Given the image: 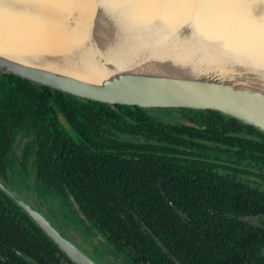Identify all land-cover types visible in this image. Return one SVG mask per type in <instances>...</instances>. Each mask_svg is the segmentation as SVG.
Instances as JSON below:
<instances>
[{"label": "trees", "instance_id": "1", "mask_svg": "<svg viewBox=\"0 0 264 264\" xmlns=\"http://www.w3.org/2000/svg\"><path fill=\"white\" fill-rule=\"evenodd\" d=\"M89 104L101 122L105 118L115 128L106 130L109 139L103 140L90 125L78 99L0 72V177L10 170L8 156L16 134L33 131L41 139L34 165L38 179L47 181L55 191L51 197L67 203L91 234L96 229L112 252L128 263L264 264V229L251 216L254 195L246 184L214 172L215 163L204 160L213 156V162L231 163L233 154L242 160L252 158L249 151L256 148L246 147L251 141L236 138L233 144L243 147L237 154L235 147L205 145V138L211 134L219 144L223 128L257 134L256 129L209 111L215 116L212 131L201 135L192 127L166 125L138 107L118 106L117 111ZM129 132L145 134L147 144L140 147L118 139ZM109 143L111 151L103 153L101 144ZM91 146L97 151L87 152ZM188 155L197 156L199 164L212 165L211 170L183 166ZM253 158L258 169H264V156ZM37 187L40 192L47 188ZM18 254L48 256L51 264H73L0 190V264H15L10 256Z\"/></svg>", "mask_w": 264, "mask_h": 264}, {"label": "water", "instance_id": "2", "mask_svg": "<svg viewBox=\"0 0 264 264\" xmlns=\"http://www.w3.org/2000/svg\"><path fill=\"white\" fill-rule=\"evenodd\" d=\"M238 3L233 23L240 25L242 0ZM251 13L259 16L264 8H254ZM97 15L94 39L103 50L123 42L124 35L135 33L148 37L129 65L117 67L110 62L111 72L93 80L79 76L78 70L54 64L61 56L45 54L28 60L0 53V72L113 107L213 111L264 135V66L252 54L228 47L237 34L225 42L208 38L203 16L193 17L174 30L163 28L156 21L148 28L130 25L128 29L134 32L126 34L119 25L123 17L117 13L103 6ZM165 49L172 53H158ZM115 56L119 58L118 54ZM99 61L107 67V61L103 58ZM161 189L165 191L163 185ZM0 190L73 264H100L1 180Z\"/></svg>", "mask_w": 264, "mask_h": 264}, {"label": "bare ground", "instance_id": "3", "mask_svg": "<svg viewBox=\"0 0 264 264\" xmlns=\"http://www.w3.org/2000/svg\"><path fill=\"white\" fill-rule=\"evenodd\" d=\"M238 5V0H0V53L28 60L45 54L61 56L54 64L99 80L111 72L110 62L117 67L129 65L148 39L144 34L124 35L123 42L105 48L106 53L94 39L97 14L104 6L123 17L119 25L126 34L134 32L130 25L148 28L156 21L174 30L203 16L208 38L225 42L237 34L228 47L252 54L264 66V13H251L264 8V0H242L240 25L233 23Z\"/></svg>", "mask_w": 264, "mask_h": 264}, {"label": "flooded vegetation", "instance_id": "4", "mask_svg": "<svg viewBox=\"0 0 264 264\" xmlns=\"http://www.w3.org/2000/svg\"><path fill=\"white\" fill-rule=\"evenodd\" d=\"M33 84V83H32ZM36 85V84H34ZM39 86V85H38ZM42 87V86H40ZM45 88V87H44ZM49 89V88H48ZM51 90V89H50ZM53 91V90H52ZM59 92V91H58ZM62 93V92H61ZM75 98V97H74ZM79 100V107L83 108V112L90 118V125L92 123L95 125V131L102 136V139H109L110 138V133L108 131H113L115 128H112L113 125L107 124L108 120L103 118V122H101L100 119H98V114L93 113L92 110H90L88 107H91L92 105L89 104L91 101L87 100H82L79 98H76ZM86 102V103H85ZM92 103H97V102H92ZM101 104V103H98ZM105 105V104H102ZM112 107L113 110L120 111L118 109V106H110ZM125 107V106H123ZM134 108V107H132ZM89 109V110H87ZM141 109V108H140ZM148 112V114L159 121L163 122L166 125H179V126H185L187 128L192 127L193 132L195 134L199 133L201 135H208L209 131H212V124L213 120L215 119L214 115L207 114L209 111H197V112H203V113H198L197 115L194 114H186V113H181V112H168L167 110H147L143 109ZM161 112H163L165 115H161ZM213 112V111H212ZM196 116V117H194ZM218 123V121H215ZM202 123V124H200ZM107 124V125H105ZM195 125V126H194ZM198 125V126H196ZM202 125V126H201ZM257 131V130H256ZM221 132L224 133V137L220 140L219 144L216 142H213L211 139V134L210 138H205V145H211L212 147H235L239 149L238 151H235L237 154H239V151L243 150L242 145L238 144H233L234 140L240 139L242 142L243 140H247V142H253V144H249L246 147L252 148L255 147L256 150H250L249 152L251 153L252 158H246L242 160V157H238V155L233 154L230 158L231 163H226V162H217L214 161L211 158H214L211 156L210 159H204L205 161L211 163L212 165L214 164V172L220 173L224 177H231L237 181L235 182H240L241 184L243 183L244 185L246 184L248 186V190L254 195L255 200L252 201V221L253 223L255 222L256 226L261 227V229H264V169L262 167L261 170L258 169L257 163L255 162V159L253 156L260 157L262 158L264 156V135L259 133L258 131L256 132L257 134L252 133L248 129H240V128H234V129H225L223 128ZM95 133V134H97ZM94 134V135H95ZM123 134V133H122ZM120 134L118 136V139L120 140H127L133 143V145H144L147 144V139L144 135H134L133 133H124L123 135ZM97 137V136H96ZM95 137V138H96ZM228 137L227 141H230L227 145H225V140ZM260 141V142H258ZM41 139L39 138V133H35L33 131L30 132H25L21 130L18 132L14 138L13 141V146H12V152L8 156V167L10 168L9 171H6L4 175L1 173L0 180L7 186H10L13 183H20L25 185L30 180L27 179H33L34 182V187H35V194L38 195V197L42 200L41 205H46L47 210L50 212L51 216L48 215L46 212H44L41 208L37 207L30 201H27L29 204L35 208L40 210V212L46 217H49L52 221H54V224L56 228L63 233L62 228L69 227L71 225H78L81 224L80 220L78 219L77 215L72 211V209L68 208L67 203H63L61 198H53L51 197L52 194L55 193L53 189L49 188L48 182L43 181L41 182L38 179V171L34 167L37 163V154L38 152L40 153L41 150ZM261 145L259 146V144ZM90 145V143H87L86 147ZM102 152H109L111 151V143L108 145L101 144ZM235 145V146H234ZM91 151L87 152H92V151H97V149L94 146H91ZM260 147L262 149V152L260 151ZM140 151V150H138ZM198 154V153H195ZM186 159L187 161H183V166H190L194 167L198 170L205 169L207 171H210L211 166L207 167L202 164L197 163V156H189ZM264 160V159H263ZM264 164V161H262ZM37 184H43L46 185V189H43V192H40ZM14 185V184H13ZM162 186V185H161ZM13 189V188H12ZM51 192V193H50ZM163 196L167 197L165 192L163 191ZM56 201L57 204L55 206L52 205V202L50 201ZM75 209H78L77 206L74 204ZM65 210V211H64ZM77 211V210H76ZM79 214V213H78ZM64 216V218H63ZM52 217H56L59 223H56L55 220ZM63 220H66L68 222L63 224ZM85 230L89 232L85 228ZM92 234L97 235L96 229L92 231ZM88 252V251H87ZM99 252V251H96ZM89 253V252H88ZM90 254V253H89ZM91 255V254H90ZM93 256V255H91ZM6 257H2L4 261L6 262ZM96 258L95 256H93ZM10 258L15 262V264H20L23 260H28L31 261L33 260V264H38L37 261L45 260L49 261L50 259L48 256L44 257H30L29 256H22L19 255L15 258L13 256H10ZM1 259V258H0ZM6 264V263H5ZM51 264V262H50Z\"/></svg>", "mask_w": 264, "mask_h": 264}, {"label": "rangeland", "instance_id": "5", "mask_svg": "<svg viewBox=\"0 0 264 264\" xmlns=\"http://www.w3.org/2000/svg\"><path fill=\"white\" fill-rule=\"evenodd\" d=\"M161 115H165L163 112H161ZM30 180L25 185L23 184H16L13 183L10 186H8L10 189L14 188L13 191L17 192L25 201H30L37 207L41 208L44 212H46L48 215L51 216L50 212L47 210L46 205H41L42 200L38 197L37 194H35V187L33 179H27ZM52 205L55 206L56 201H52ZM30 203V204H31ZM65 211V210H64ZM46 218L55 226L54 221H52L49 217L46 216ZM56 223H59L56 219V217H52ZM68 221L63 220V224ZM56 227V226H55ZM63 229V235L67 237L69 240L77 244L80 248L83 249L86 253H90L91 255L95 256L96 258H93L97 260L100 264H132L125 261V259L118 255L117 253H113L112 247H108L106 240L100 236L95 234H89L86 230L83 224H78L76 226L71 225ZM88 251V252H87ZM99 251V252H96ZM88 253V254H89ZM89 254V255H90ZM90 255V256H91Z\"/></svg>", "mask_w": 264, "mask_h": 264}]
</instances>
